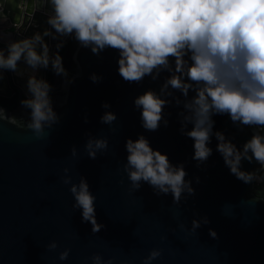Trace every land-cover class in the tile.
<instances>
[{
	"label": "water",
	"instance_id": "95a60500",
	"mask_svg": "<svg viewBox=\"0 0 264 264\" xmlns=\"http://www.w3.org/2000/svg\"><path fill=\"white\" fill-rule=\"evenodd\" d=\"M33 5L40 9L35 15ZM44 10L42 0H0V46L48 27ZM44 39L55 52L59 41ZM61 39L63 67L75 79L65 86L50 68V96L59 122L39 137L26 127L28 111L20 104L28 95L27 76L4 71L0 96L15 95L16 104L10 109L0 105L5 114L0 117V264H93V254L112 264H143L153 249L161 250V256L150 264H264V198L252 192L253 182L245 184L230 174L215 136L207 145L212 154L197 166L193 140L179 131L182 106L172 102L164 107L167 126L163 120L156 131L141 126L134 98L149 89L158 92L168 74L128 84L117 71L115 50L105 49L98 57L71 37ZM19 67L26 65L21 61ZM37 73L44 78V69ZM93 73L102 79L94 83ZM104 103L110 107L103 108ZM106 111L117 116L112 125L101 123ZM212 119L213 131L223 132L238 148L252 135L251 128L238 129L227 115ZM139 135L173 165L183 164L194 195L183 194L176 205L171 193L156 195L146 182L138 190L131 187L123 170L125 141ZM89 137L108 139V148L95 159L84 149ZM241 167L254 171L259 165L242 161ZM66 176L71 183L86 179L96 197V220L104 225L99 232L92 233L91 224L82 222V210L73 208ZM203 217L209 222L193 230L192 220ZM53 241L57 248L49 250ZM65 249L69 255L62 261L58 255Z\"/></svg>",
	"mask_w": 264,
	"mask_h": 264
},
{
	"label": "clouds",
	"instance_id": "9594fccd",
	"mask_svg": "<svg viewBox=\"0 0 264 264\" xmlns=\"http://www.w3.org/2000/svg\"><path fill=\"white\" fill-rule=\"evenodd\" d=\"M42 4L44 9L47 6L42 14L48 27L0 46V94L4 71L27 76L28 95L20 104L28 110L26 127L37 137L45 127L59 122L52 107V85L37 72L51 68L64 78L65 86L74 81L59 54L65 43L61 38L71 37L98 57L105 49L115 50L117 71L128 84L138 85L146 76L156 81L162 72L168 74L158 92L149 89L133 100L145 130L156 131L162 120L167 126L163 110L174 102L182 106L179 131L193 140L192 159L197 166L212 154L207 145L215 136L216 150L230 174L245 184L264 182V176L258 175L264 173V0H42ZM37 11L40 9L33 5L32 15ZM45 37L59 41L55 52ZM3 40L0 34V44ZM21 61L26 65L23 69ZM90 79L96 83L102 77L93 73ZM214 115H227L238 129L251 128V137L238 148L223 132L213 131ZM0 117L5 118L3 107ZM7 119L15 122L14 117ZM100 120L112 125L117 116L106 111ZM189 124L191 129L186 130ZM107 148V138L89 137L84 146L92 159ZM125 149L123 170L133 189L146 182L156 195L171 193L176 205L183 194L194 195L183 164L173 165L143 135L126 139ZM71 154H76L75 148ZM253 160L259 168L242 170V161ZM63 182L70 184L73 208L82 210V222L91 224L92 233L99 232L104 225L96 220V197L86 179L81 176L78 183H71L66 176ZM208 222L206 217L193 219L191 228L196 230ZM209 235L216 237L211 229ZM47 248L54 250L57 244L53 241ZM68 255L69 249H65L58 258L63 261ZM160 256L161 250L153 249L143 264ZM91 260L93 264H112L99 254H93Z\"/></svg>",
	"mask_w": 264,
	"mask_h": 264
},
{
	"label": "trees",
	"instance_id": "16d2710c",
	"mask_svg": "<svg viewBox=\"0 0 264 264\" xmlns=\"http://www.w3.org/2000/svg\"><path fill=\"white\" fill-rule=\"evenodd\" d=\"M62 49L60 50V52ZM44 79H46L50 83V68L44 71ZM25 97H22V99ZM16 104V97L15 95H11L9 97H2L0 96V105L4 106L5 108H13ZM28 111V110H27ZM258 175L264 176V173H258ZM252 192L260 197L264 198V182H253Z\"/></svg>",
	"mask_w": 264,
	"mask_h": 264
},
{
	"label": "crops",
	"instance_id": "0c3cea01",
	"mask_svg": "<svg viewBox=\"0 0 264 264\" xmlns=\"http://www.w3.org/2000/svg\"><path fill=\"white\" fill-rule=\"evenodd\" d=\"M37 76L39 77L38 73H37Z\"/></svg>",
	"mask_w": 264,
	"mask_h": 264
},
{
	"label": "flooded vegetation",
	"instance_id": "af4514ba",
	"mask_svg": "<svg viewBox=\"0 0 264 264\" xmlns=\"http://www.w3.org/2000/svg\"><path fill=\"white\" fill-rule=\"evenodd\" d=\"M63 49V48H62ZM45 71V70H44Z\"/></svg>",
	"mask_w": 264,
	"mask_h": 264
}]
</instances>
